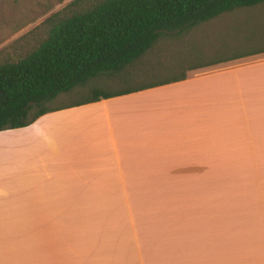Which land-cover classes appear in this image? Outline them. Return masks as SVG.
Returning a JSON list of instances; mask_svg holds the SVG:
<instances>
[{
  "label": "crops",
  "instance_id": "obj_1",
  "mask_svg": "<svg viewBox=\"0 0 264 264\" xmlns=\"http://www.w3.org/2000/svg\"><path fill=\"white\" fill-rule=\"evenodd\" d=\"M248 64L0 131V264H264V163L244 164L264 157V78ZM231 139L244 163L210 164Z\"/></svg>",
  "mask_w": 264,
  "mask_h": 264
},
{
  "label": "trees",
  "instance_id": "obj_2",
  "mask_svg": "<svg viewBox=\"0 0 264 264\" xmlns=\"http://www.w3.org/2000/svg\"><path fill=\"white\" fill-rule=\"evenodd\" d=\"M264 0H71L0 49V131L30 125L45 113L185 79L187 71L264 54V48L190 65L158 83L102 91L100 79L125 80L158 41ZM180 66V65H179ZM76 90L80 99L46 104Z\"/></svg>",
  "mask_w": 264,
  "mask_h": 264
},
{
  "label": "rangeland",
  "instance_id": "obj_3",
  "mask_svg": "<svg viewBox=\"0 0 264 264\" xmlns=\"http://www.w3.org/2000/svg\"><path fill=\"white\" fill-rule=\"evenodd\" d=\"M70 1L0 0V49L8 46L13 40L32 29ZM261 48H264V4L222 15L212 21L200 24L181 35H170L162 38L154 46L152 52L148 53L136 65V74L130 78L125 80L106 78L93 80L92 83L94 82V86L102 91L136 88L178 76L190 65L212 62ZM244 63L250 64L240 67L241 69H245L248 66V69L253 68L257 76L259 75V79L264 78V54L219 64L205 70L227 68L225 69L226 71L221 73H224L228 79L233 80L235 74L233 68ZM255 72L245 74V76H255ZM84 95L85 93L81 90H76L73 93L55 97L45 106L46 108H56L74 102ZM260 101L264 102V100ZM244 115L242 114L241 116L244 117ZM258 116V118L264 119V110L259 111ZM223 119L224 115H221L220 121H223ZM261 125L262 120L256 127H252L251 130L253 131V129L255 130ZM228 129L233 131L230 127ZM246 131V126L242 125L239 133L244 135ZM231 134L233 132L229 135ZM262 147L264 148V142ZM232 148L233 140L231 139L226 142V152L212 153L211 150L210 164L227 166L243 164L245 158L237 155ZM258 158L259 160L261 159L259 156ZM263 158L259 162L254 161L257 158H251L252 162L244 164H263ZM5 199L8 198H1V200Z\"/></svg>",
  "mask_w": 264,
  "mask_h": 264
}]
</instances>
